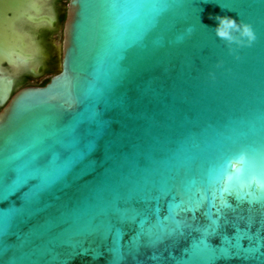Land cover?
Masks as SVG:
<instances>
[{"label": "water", "instance_id": "water-1", "mask_svg": "<svg viewBox=\"0 0 264 264\" xmlns=\"http://www.w3.org/2000/svg\"><path fill=\"white\" fill-rule=\"evenodd\" d=\"M25 1L0 0V63L27 38L3 9ZM216 16L257 40L219 39ZM14 84L0 264H264V189L221 191L264 168V0H70L61 73Z\"/></svg>", "mask_w": 264, "mask_h": 264}, {"label": "flooded vegetation", "instance_id": "flooded-vegetation-1", "mask_svg": "<svg viewBox=\"0 0 264 264\" xmlns=\"http://www.w3.org/2000/svg\"><path fill=\"white\" fill-rule=\"evenodd\" d=\"M69 4L70 0H27L25 5L11 3L3 9L13 20L11 27L27 37L20 43V52L0 63V79L15 81L13 94L26 87H43L61 73Z\"/></svg>", "mask_w": 264, "mask_h": 264}, {"label": "snow or ice", "instance_id": "snow-or-ice-1", "mask_svg": "<svg viewBox=\"0 0 264 264\" xmlns=\"http://www.w3.org/2000/svg\"><path fill=\"white\" fill-rule=\"evenodd\" d=\"M237 162L244 163L243 157ZM227 166L229 168L234 167V162L231 160L227 161ZM233 180L237 182L241 190L244 188H251L253 184H255L257 188L264 189V168H256L255 166H250L247 169L237 168L234 173L227 176L226 185L221 190L222 193L230 191ZM245 195L252 198L248 201L250 204L259 199L252 192H247ZM240 198L243 199V197ZM230 207L231 205L225 200H221V208L218 209V211H223L224 208ZM190 211L193 210L190 209Z\"/></svg>", "mask_w": 264, "mask_h": 264}, {"label": "clouds", "instance_id": "clouds-1", "mask_svg": "<svg viewBox=\"0 0 264 264\" xmlns=\"http://www.w3.org/2000/svg\"><path fill=\"white\" fill-rule=\"evenodd\" d=\"M214 19L217 21L215 34L221 40L249 47L257 40L256 33L250 24L238 23L236 18L230 16H216ZM233 32L239 33L240 39H236Z\"/></svg>", "mask_w": 264, "mask_h": 264}]
</instances>
